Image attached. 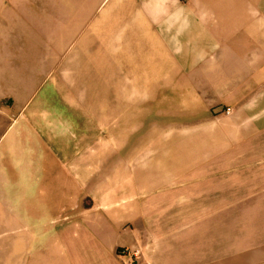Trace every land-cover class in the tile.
Segmentation results:
<instances>
[{"label":"crops","instance_id":"1","mask_svg":"<svg viewBox=\"0 0 264 264\" xmlns=\"http://www.w3.org/2000/svg\"><path fill=\"white\" fill-rule=\"evenodd\" d=\"M27 113L60 215L18 264H264V0H0V126Z\"/></svg>","mask_w":264,"mask_h":264},{"label":"rangeland","instance_id":"2","mask_svg":"<svg viewBox=\"0 0 264 264\" xmlns=\"http://www.w3.org/2000/svg\"><path fill=\"white\" fill-rule=\"evenodd\" d=\"M44 85L47 86L43 87L41 97L49 87ZM33 93L31 89L26 91V103L31 109L38 107L58 114L51 116L56 119L58 136L62 135L59 131L64 128L63 122L80 127L81 119L74 111L70 113L59 93L49 97L51 102H41L40 93ZM53 105L57 107H50ZM26 116L16 115L0 126V264H18L19 256L32 253L38 241L44 242L47 232L55 231L53 220L60 215L45 210L37 212L42 204L38 200V187L22 177L32 176L36 159L46 155L47 144L54 134L42 118L33 119L29 113Z\"/></svg>","mask_w":264,"mask_h":264},{"label":"built area","instance_id":"3","mask_svg":"<svg viewBox=\"0 0 264 264\" xmlns=\"http://www.w3.org/2000/svg\"><path fill=\"white\" fill-rule=\"evenodd\" d=\"M232 109H227L226 113L229 114L231 113Z\"/></svg>","mask_w":264,"mask_h":264}]
</instances>
